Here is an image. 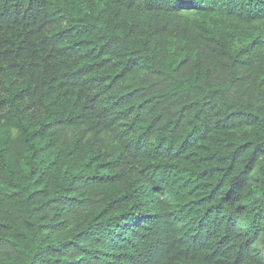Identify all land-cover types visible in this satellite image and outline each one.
<instances>
[{"label":"trees","instance_id":"1","mask_svg":"<svg viewBox=\"0 0 264 264\" xmlns=\"http://www.w3.org/2000/svg\"><path fill=\"white\" fill-rule=\"evenodd\" d=\"M0 264H264V0H0Z\"/></svg>","mask_w":264,"mask_h":264}]
</instances>
